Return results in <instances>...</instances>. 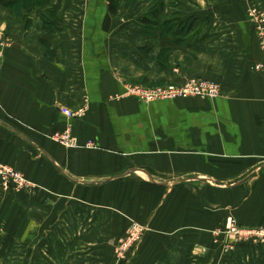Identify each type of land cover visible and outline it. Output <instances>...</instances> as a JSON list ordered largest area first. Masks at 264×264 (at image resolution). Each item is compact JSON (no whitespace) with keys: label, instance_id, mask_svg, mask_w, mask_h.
I'll return each instance as SVG.
<instances>
[{"label":"crops","instance_id":"obj_1","mask_svg":"<svg viewBox=\"0 0 264 264\" xmlns=\"http://www.w3.org/2000/svg\"><path fill=\"white\" fill-rule=\"evenodd\" d=\"M153 1H122L116 14L106 0L18 15L0 4V166L28 182L0 185V243L22 246L0 264H111L134 223L148 232L128 264H212L196 247L212 249L228 214L264 226V72L253 69L264 52L248 16L264 0H160L166 21L195 19L176 45L140 24ZM191 77L218 83L221 96H123ZM68 126L79 148L52 140ZM255 249L239 244L214 264H264Z\"/></svg>","mask_w":264,"mask_h":264},{"label":"built area","instance_id":"obj_2","mask_svg":"<svg viewBox=\"0 0 264 264\" xmlns=\"http://www.w3.org/2000/svg\"><path fill=\"white\" fill-rule=\"evenodd\" d=\"M248 16L255 22L257 37L260 49L264 52V14L256 13L253 9L248 11ZM2 45H0V48ZM254 71L264 72L262 65H255ZM123 96H132L143 103H153L162 101H174L179 99L199 98V99H216L221 96V87L218 83L202 78L191 77L183 80L178 84H169L166 87L146 88L142 86H130L125 87ZM63 114L68 119L81 116L83 110L76 112L70 110H62ZM52 140L61 146L75 149L79 148L80 145L76 139L71 136L69 126L63 133H58L52 136ZM83 147L94 148V144L88 142ZM0 177L4 186L11 184L15 189L22 190L28 186V182L24 177L5 166H0ZM237 226L232 223L228 224L227 231L231 234L234 233L237 239L250 240L255 236L264 238V228L253 230V229H238ZM131 231L132 239H126L125 245H135L140 238V234L144 230L143 227L132 224L129 228ZM125 245L123 247H125Z\"/></svg>","mask_w":264,"mask_h":264},{"label":"rangeland","instance_id":"obj_3","mask_svg":"<svg viewBox=\"0 0 264 264\" xmlns=\"http://www.w3.org/2000/svg\"><path fill=\"white\" fill-rule=\"evenodd\" d=\"M251 9L256 11V13H259V14L263 13L264 14V10L257 9V8H251ZM33 10H37V8L32 9V11ZM253 23L255 24L254 21H253ZM257 39H258V37H257ZM258 47H259V43H258ZM168 85L169 84L157 85L155 87L153 86L152 88L166 87ZM142 87H144V86H142ZM146 88H149V87H146ZM0 185H1V187L5 188L3 182ZM9 185H7V187H10ZM5 189H10V188H5ZM11 189H13L12 191H17V192L20 191V190L15 189L14 187H12ZM232 223H234L237 226L236 228H238V229L244 228V229L258 230V229L264 228V226L247 227V226L240 225L231 214H228L225 217L223 223L221 222L220 225H218V226L216 225L215 228L210 231V235L212 236V241H211V243H212L211 248L212 249H209V251H208L209 247L208 248L207 247H196L197 252H196L195 258L196 257L198 258V256H199V258H202L203 256L204 257L207 256L206 258H208L210 256L209 261L212 259L211 263L214 264V260L218 261L219 259H222V254L223 255L232 254L235 251L236 247L242 243L253 245L254 248H256L255 250L258 249V251H259L258 253H261L263 250V247H264V238H259L258 236H255L250 240L237 239L238 237H236L234 233L230 234L227 231L228 224H232ZM141 227H143L144 230L140 234V238L137 241V244L125 245L126 239H132V235H131L132 233L128 228L126 231H124L123 235L120 236L115 241V243L113 245H111V254H110L111 262H112L111 264H128V263H131L136 258L134 255L136 254V252L138 250L139 244L141 243V241L145 237L146 232H148L147 227H145V226H141ZM8 232H10V231H8ZM0 233H1V231H0ZM124 245H125V247H123ZM21 251H22V246H19V245H14L13 247L8 246L7 249L4 250L3 245H1V243H0V254L1 253H7V252L17 254V253H20ZM1 264H18V263L16 261H14V262L8 261L6 263L3 262Z\"/></svg>","mask_w":264,"mask_h":264},{"label":"trees","instance_id":"obj_4","mask_svg":"<svg viewBox=\"0 0 264 264\" xmlns=\"http://www.w3.org/2000/svg\"><path fill=\"white\" fill-rule=\"evenodd\" d=\"M50 1L51 0H0V4L9 8L12 14L18 15L20 14L21 10L32 11V9L35 8L40 9L48 6ZM122 1L132 0H106L108 12L110 14H116L117 9ZM58 9L59 6L54 5L51 6L49 11L45 12L44 14L42 13V18L45 20L47 25H51L52 19ZM163 14V3L160 0H154L152 4L146 9L145 13L141 16L139 22L147 30L148 37L152 31L160 32L161 36L173 34L172 40H168V42L172 43L173 45L180 44L185 38L189 37L195 22L193 17H189L179 24H175L173 22L166 21L163 18ZM146 49H149V44ZM159 60H161V54Z\"/></svg>","mask_w":264,"mask_h":264},{"label":"bare ground","instance_id":"obj_5","mask_svg":"<svg viewBox=\"0 0 264 264\" xmlns=\"http://www.w3.org/2000/svg\"><path fill=\"white\" fill-rule=\"evenodd\" d=\"M248 11H249V10H248ZM258 43H259V42H258ZM259 49H260V47H259ZM260 50H261V49H260ZM261 51H262V50H261ZM262 52H263V51H262ZM259 65H260V64H259ZM254 67H255V66H254ZM254 67H253V68H254Z\"/></svg>","mask_w":264,"mask_h":264}]
</instances>
